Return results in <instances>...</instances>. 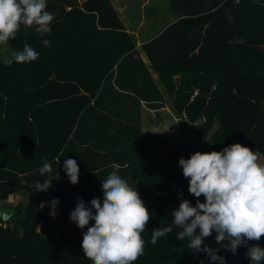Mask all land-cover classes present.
Returning a JSON list of instances; mask_svg holds the SVG:
<instances>
[{"label": "trees", "instance_id": "16d2710c", "mask_svg": "<svg viewBox=\"0 0 264 264\" xmlns=\"http://www.w3.org/2000/svg\"><path fill=\"white\" fill-rule=\"evenodd\" d=\"M169 7L178 19L142 49L175 110L203 139L218 124L205 152L240 143L264 162V0H169ZM47 10L55 16L48 36L22 26L8 41L13 51L29 44L39 58L11 66L0 61V207L12 194L30 196L9 222L0 217V264H92L81 247L87 228L69 217L78 198L89 206L93 198L102 201L101 181L112 171L136 187L151 213L144 254L134 264H219L189 249L187 238L176 239L179 229L151 243V231L172 222L181 199L196 204L178 164L193 153L142 133V102H163V96L134 58L136 44L112 1L47 0ZM45 38L50 47L40 43ZM237 38L245 43L229 44ZM45 158L58 178L37 192L35 182L47 178L39 173ZM68 158L79 165L76 185L63 170ZM54 199L58 234L42 207ZM215 236L205 244L226 264H250L246 247L233 255ZM254 243L264 248V237Z\"/></svg>", "mask_w": 264, "mask_h": 264}, {"label": "clouds", "instance_id": "9594fccd", "mask_svg": "<svg viewBox=\"0 0 264 264\" xmlns=\"http://www.w3.org/2000/svg\"><path fill=\"white\" fill-rule=\"evenodd\" d=\"M239 5L240 0H234ZM233 22L230 13L226 14ZM55 20L47 10V0H0V45L16 38L21 27L34 28L40 37L48 36ZM43 47H50L49 39H41ZM243 45L242 38L229 44ZM39 51L25 43L21 51H13L7 64H26L36 61ZM261 153L240 143L224 147L221 151H196L189 158H180L178 164L188 180V192L196 198L195 206L181 199L179 207L170 215L167 227L151 231V243L176 232V239H188L187 247L207 254L212 262L226 264L218 250L208 247L205 239L216 233L218 245L237 254L239 247H246L250 264H264V248L258 243L264 237V162ZM58 164L60 159L56 161ZM63 170L71 184L79 183V165L75 159H65ZM52 164L46 158L39 173L47 178L35 182V191L46 192L52 186ZM102 201L93 198L90 206L78 198L70 221L82 231L83 255L92 264H134L144 254L145 240L142 233L151 219V213L133 188L117 171H112L101 181ZM204 201H200V197ZM58 199L50 202L55 217ZM90 222H94L91 226ZM226 242V243H225Z\"/></svg>", "mask_w": 264, "mask_h": 264}, {"label": "rangeland", "instance_id": "374dc122", "mask_svg": "<svg viewBox=\"0 0 264 264\" xmlns=\"http://www.w3.org/2000/svg\"><path fill=\"white\" fill-rule=\"evenodd\" d=\"M127 6L137 11L135 14L138 18L146 19V22L154 21L158 26L165 24L170 20V17L175 13L169 7V0H148L147 7L141 10V5L147 0H125ZM13 50L7 42V44L0 45V61H7L11 58ZM166 109L160 113L157 111H150L148 109L143 110V121L141 131L143 134H157L167 138L173 145L176 144V135L181 137L184 141L182 151L189 152H205L212 147L211 135L218 128V124L215 123L211 133L203 139L199 137L194 131L195 125L187 122L183 115L179 114L173 103L166 97ZM260 161L263 162L262 156ZM29 195H25L22 192L14 194L10 200H7L4 205L7 208L15 209L19 206H24L29 201ZM42 207L50 216L48 224L55 225L54 231L58 234V227L56 226L57 209H55V217L50 215L52 212L51 204L42 203ZM39 231L46 232V225H41Z\"/></svg>", "mask_w": 264, "mask_h": 264}, {"label": "crops", "instance_id": "0c3cea01", "mask_svg": "<svg viewBox=\"0 0 264 264\" xmlns=\"http://www.w3.org/2000/svg\"><path fill=\"white\" fill-rule=\"evenodd\" d=\"M115 9L117 10L120 19L123 22V25L125 29L129 32V34L133 37V40L136 44V53L134 54V58H140L145 65L147 66L149 73L154 80L157 88L159 89L160 93L163 96V102L159 103H152L147 104L145 102H142V114H141V126L143 121V110L148 109L150 111H157V113L162 112L165 110L166 107V97L168 95L169 100L172 102V98L167 92L160 76L152 69L143 49L142 45L158 36L166 27V25L176 21L178 19V16L176 14L172 15L170 17V20L167 21L165 24L158 26L156 23V19L154 21H150L149 23L146 22V19L144 20L142 17L138 18L135 16L137 13L136 10L129 8L127 6V2L125 0H111ZM148 0L143 2L141 5V10H143L145 7H147ZM180 78L176 77L175 82H179ZM155 105V106H152ZM14 196V194L10 195L7 200H10ZM6 200V201H7ZM4 201V203L6 202Z\"/></svg>", "mask_w": 264, "mask_h": 264}, {"label": "water", "instance_id": "95a60500", "mask_svg": "<svg viewBox=\"0 0 264 264\" xmlns=\"http://www.w3.org/2000/svg\"><path fill=\"white\" fill-rule=\"evenodd\" d=\"M16 213L15 209L0 207V217L5 223L9 222L16 215Z\"/></svg>", "mask_w": 264, "mask_h": 264}, {"label": "built area", "instance_id": "2783aa9c", "mask_svg": "<svg viewBox=\"0 0 264 264\" xmlns=\"http://www.w3.org/2000/svg\"><path fill=\"white\" fill-rule=\"evenodd\" d=\"M198 93H199L198 90H195L194 93H193V95H192V97H191V100H193L194 97L196 95H198ZM183 143H184L183 139L181 137H179V136L176 135V144L178 145L177 147L179 149L182 147Z\"/></svg>", "mask_w": 264, "mask_h": 264}]
</instances>
